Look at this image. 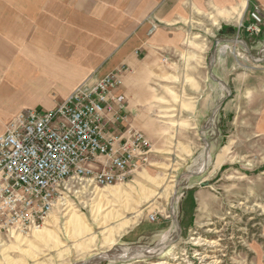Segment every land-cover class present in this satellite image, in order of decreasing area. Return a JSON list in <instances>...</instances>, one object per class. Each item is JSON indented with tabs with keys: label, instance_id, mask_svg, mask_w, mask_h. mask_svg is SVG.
Masks as SVG:
<instances>
[{
	"label": "rangeland",
	"instance_id": "1",
	"mask_svg": "<svg viewBox=\"0 0 264 264\" xmlns=\"http://www.w3.org/2000/svg\"><path fill=\"white\" fill-rule=\"evenodd\" d=\"M228 47L233 79L264 69L248 40ZM168 58L175 70L157 83L165 103L149 162L126 184L68 198L41 231L4 236L0 264H264V153L235 134L229 115L220 118L217 91L207 118L188 119V86L209 91L182 70L184 57Z\"/></svg>",
	"mask_w": 264,
	"mask_h": 264
},
{
	"label": "crops",
	"instance_id": "2",
	"mask_svg": "<svg viewBox=\"0 0 264 264\" xmlns=\"http://www.w3.org/2000/svg\"><path fill=\"white\" fill-rule=\"evenodd\" d=\"M255 5L264 16V0H0V136L21 112L53 110L85 81L95 84L120 71L122 87L113 97H125L124 109H116L128 120L115 124L110 115L107 129H131L154 141L151 130L165 103L157 83L171 82L175 70L163 59L184 57L182 70L209 94L197 96L189 85L183 113L200 123L217 91L220 118L229 115L235 134L264 153V69L233 79L228 57L236 36L264 57V24L258 35L247 30ZM228 149L220 170H226Z\"/></svg>",
	"mask_w": 264,
	"mask_h": 264
},
{
	"label": "built area",
	"instance_id": "3",
	"mask_svg": "<svg viewBox=\"0 0 264 264\" xmlns=\"http://www.w3.org/2000/svg\"><path fill=\"white\" fill-rule=\"evenodd\" d=\"M249 18L247 30L258 35L261 7ZM121 87L120 71L88 80L55 109H28L9 123L0 136V239L41 231L68 198L126 184L149 162L152 145L142 133L107 129L110 115L115 124L128 120L116 109L125 97H113Z\"/></svg>",
	"mask_w": 264,
	"mask_h": 264
}]
</instances>
